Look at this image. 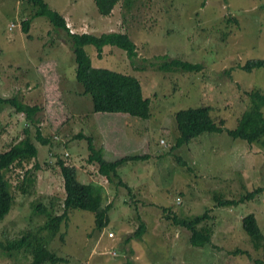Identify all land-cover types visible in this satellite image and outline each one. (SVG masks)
Instances as JSON below:
<instances>
[{
	"label": "rangeland",
	"instance_id": "374dc122",
	"mask_svg": "<svg viewBox=\"0 0 264 264\" xmlns=\"http://www.w3.org/2000/svg\"><path fill=\"white\" fill-rule=\"evenodd\" d=\"M45 2L64 17L72 34H77V27L94 36L121 32L136 43L135 63L116 46H105L100 57L92 45L85 50L93 66L139 78L144 97L151 99V116H95L90 95L83 93L76 81L66 33L38 17L26 35L22 23L32 16V6L25 0H0V97L17 93V99L29 107L43 102V108L48 104L52 109L63 101L64 109L73 115L61 132L53 126L49 130L40 126L42 136L51 144L36 141L35 160L6 175L14 186L30 169L32 183L26 192L12 189L15 202L0 222V264L16 261L2 246L7 239L18 238L43 223L45 214L34 210V204H53L54 214L62 211L64 187L58 159L76 168L79 181L102 183L104 207L111 204V209L102 229H95L92 212L70 211L68 221L59 228L63 235L47 239L48 248L65 260L42 264H264V190L235 207H217L214 199L218 195L240 202L248 191L264 186V136L249 144L227 133L238 126L248 107L247 93L254 89L264 93V68L251 72L240 69L247 59L264 58V0H122L108 17L98 13L94 0ZM163 55L199 63L201 68L166 71L158 58ZM42 56L61 57L59 72L66 74L55 79L56 87L48 85L40 95L33 86L18 83L12 93V73H18L27 58L36 63ZM15 61L20 62L18 68ZM29 82L35 80L30 78ZM35 83L41 88L48 84L44 78L43 83ZM201 106L211 108V117L222 126L221 132H204L173 148L178 135L175 113ZM262 111L264 114V107ZM49 113L47 110L41 117L52 123ZM28 125L25 116L12 107L0 112V152L23 138L22 130ZM30 128L34 136L35 128ZM79 130L85 138H75ZM88 138L95 149L105 148L108 161L136 154L149 157L119 165L117 174L127 186H118L117 178L109 182L99 174L97 163L87 161ZM35 162L41 169L33 170ZM205 211L208 217L197 229L210 234V241L195 247L188 241L190 232L173 223V214L184 217ZM138 213L147 223V233L127 244L125 238L140 224ZM250 213L260 228L254 241L241 225L242 217ZM30 259L27 255L20 261L28 264Z\"/></svg>",
	"mask_w": 264,
	"mask_h": 264
},
{
	"label": "trees",
	"instance_id": "16d2710c",
	"mask_svg": "<svg viewBox=\"0 0 264 264\" xmlns=\"http://www.w3.org/2000/svg\"><path fill=\"white\" fill-rule=\"evenodd\" d=\"M32 6L33 14L29 19L22 23V32L29 33V27L33 19L44 17L50 25L57 31H64L71 43V51L75 61V78L82 87L83 93L89 94L92 100V111L94 113H109V114H128L131 117H139L148 119L151 116V99L144 97L142 84L139 78L114 71L104 67H95L85 50V46L92 45L97 50V55L102 56L105 46H116L124 50L132 63L138 57L137 45L125 33L109 32L99 36H94L88 33L72 34L66 26L64 17L58 12L51 9L45 0H25ZM122 0H94L97 11L101 16L108 17L115 4ZM205 2L203 1L202 4ZM167 57V58H166ZM162 59L161 68L170 70L182 71H197L201 68L199 63H191L178 58L169 59L167 55L158 57ZM256 68H264V58L247 59L244 64H241L240 69L251 72ZM248 107L241 114L238 126L234 130H228L227 133L234 138H239L251 144L264 136V93L259 90H252L247 93ZM14 108L17 114H23L29 125L24 127L23 138L17 141H12L9 147L0 152V222L9 213L15 202L13 188L27 191V186L32 183L31 170H26L23 179L19 180L14 186L9 181L8 174L11 169H16L17 166H22L25 162L36 158L37 146L36 141L41 144H51L48 137H43L40 123L37 119V107H29L27 104L19 101L16 95L12 97H0V112L5 108ZM176 129L178 135L176 137L173 148L179 147L185 143H189L194 137L204 132H221L222 126H217L211 117V108L201 106L197 108H187L180 110L174 115ZM35 128L34 136H31V128ZM75 138H85L84 135H76ZM54 140V136H53ZM55 140H59L55 137ZM88 148L90 154L87 161L95 162L99 165V173L105 175L109 182H114L118 186H127L117 174V167L128 160H145L148 159V154L127 155L113 161H108L104 157L103 148L95 149L91 140L88 138ZM68 155V153H66ZM179 160V158H178ZM182 163L183 161L180 160ZM60 173L63 177L64 197L62 201V211L59 214L53 213V204L49 207L43 206L40 203L34 204V210L45 214L43 223L34 229H28L20 237L15 239H7L3 246L8 251V256L15 258V264H22L21 257L31 256L28 264H42L44 262L56 263L65 259L60 258L53 250L48 248L47 239L63 235L59 232L60 225L69 218V212L74 210L90 211L94 214L95 229H102L108 223L107 213L111 209V204L104 207V192L105 187L101 183L88 182L84 183L77 179L76 168L71 165H66L62 159H58ZM33 170L41 169V165L35 162L32 164ZM18 168V167H17ZM20 173L21 170H18ZM264 190V186H257L250 192L241 196L240 202L234 199H223L218 195L214 196L216 206L235 207L242 203L244 199H253ZM150 204V203H149ZM141 205V204H140ZM154 205V204H150ZM143 206H146L143 205ZM153 207V206H151ZM165 212L166 208H162ZM208 212L205 214L178 217L173 214L172 221L175 225L186 228L189 232L188 241L190 245L200 247L208 244L210 234H203L197 229L198 224L208 217ZM139 226L125 241L141 240L147 233V223L142 219V214L137 215ZM170 217V216H168ZM242 228L246 233L253 238L259 234L255 216L250 213L241 219ZM45 232V234H41ZM129 249H132L131 247ZM131 253L133 252L130 250ZM19 254L21 255L19 258ZM127 264H132L128 262Z\"/></svg>",
	"mask_w": 264,
	"mask_h": 264
},
{
	"label": "crops",
	"instance_id": "0c3cea01",
	"mask_svg": "<svg viewBox=\"0 0 264 264\" xmlns=\"http://www.w3.org/2000/svg\"><path fill=\"white\" fill-rule=\"evenodd\" d=\"M70 27H71V25H70ZM74 30L77 31V34L78 33H80V34L84 33L83 31H81L82 29L80 27H77V29H74ZM36 60H38V62L33 63L32 59L27 58L26 59L27 64L20 69V71L18 72L19 74L17 72H13L12 76L9 77L12 80V82H11L12 85L10 86V90H11L12 93L15 92V88L20 86L18 83H21L25 87H26V85L29 86V87L33 86L35 91H36V93L41 95L43 93V89L45 87H46V89H47L48 85H50L52 87H56L55 79L56 78H60L62 76V74H63V77H64V74H66L65 71L64 72H59V68L61 66V57H55V56L54 57L53 56H51V57L44 56L43 57L42 56L40 59H36ZM73 60H74V58H73ZM19 63H20L19 61H15V63H14L15 64V68L19 67ZM28 72H30V74H27ZM52 75H54V76H52ZM30 78L34 79L35 82H40V83H43V78H44L46 83L48 82V84H44L43 88H41V87H38V85L35 82H29ZM48 78H50V80H53L52 81L53 84H51V82H50V80ZM20 79H21V81H20ZM13 95L17 96V93H14ZM60 95H61V93H60ZM31 96L33 98H35L34 95H31ZM41 101H43V100L41 99ZM57 106H58L57 109H59L61 111H58L56 109V104H54V108L52 109V108L48 107V104H47V108H43V102H42V104H40V102H34V107L38 108V113L36 115L37 119L41 120V123L38 126H41V127L42 126H48V127H46L47 130H49L50 127L52 128V126H53V128L55 130H58L60 132L65 129V127L67 126V123L69 121H71V117L73 115H70L68 113V111H66L64 109L65 106H64L63 101L62 102H58ZM47 110L50 111L49 117L53 119L52 123L50 121H47V118L45 116H44V118L41 117L42 115H44V113H47ZM75 110L77 112L79 111L78 108H75ZM61 113H62V116L60 117ZM93 114L95 116H97L96 114H99V113H93ZM112 115H116V114H112ZM38 116H40V118H38ZM81 129H83V128H81ZM75 134L76 135H78V134L79 135H84L82 133V130H79V131L75 132ZM103 150L105 151V148ZM141 150H144V149H141ZM147 150H149V149H147ZM51 152H54V151H51ZM143 153H146V152L143 151ZM53 155L54 156L55 155L58 156L57 154H54V153H53ZM105 158L107 159L106 156H105ZM89 176H93V175H89ZM81 182H84V181L81 180ZM97 183H100V182H97Z\"/></svg>",
	"mask_w": 264,
	"mask_h": 264
},
{
	"label": "built area",
	"instance_id": "2783aa9c",
	"mask_svg": "<svg viewBox=\"0 0 264 264\" xmlns=\"http://www.w3.org/2000/svg\"><path fill=\"white\" fill-rule=\"evenodd\" d=\"M163 141V140H162ZM65 155H67L66 153H65ZM111 234V233H110Z\"/></svg>",
	"mask_w": 264,
	"mask_h": 264
},
{
	"label": "clouds",
	"instance_id": "9594fccd",
	"mask_svg": "<svg viewBox=\"0 0 264 264\" xmlns=\"http://www.w3.org/2000/svg\"><path fill=\"white\" fill-rule=\"evenodd\" d=\"M111 235V234H110Z\"/></svg>",
	"mask_w": 264,
	"mask_h": 264
}]
</instances>
